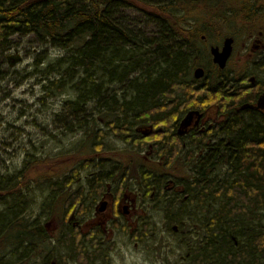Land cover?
Masks as SVG:
<instances>
[{
	"label": "trees",
	"instance_id": "obj_1",
	"mask_svg": "<svg viewBox=\"0 0 264 264\" xmlns=\"http://www.w3.org/2000/svg\"><path fill=\"white\" fill-rule=\"evenodd\" d=\"M260 2L0 0V53L9 48L14 34H33L64 50L60 62L67 65L68 78H77L76 99L69 103L77 126H88L84 105L96 100L112 132L138 151L153 149L157 167L139 170L134 181L139 197L149 203L160 201L169 214L177 198L170 196L165 185L182 183L181 199L191 206L186 217L194 220L185 226L182 219L180 227L181 232L188 231L184 234L187 264H264V115L236 108L253 99L247 89L258 91L259 86L250 84L243 67H230L232 60L225 69L210 63L203 45L210 38H221L223 26L232 27L238 20L252 28L261 26ZM197 66L205 68L201 85L191 74ZM116 84L122 86L120 96L105 89ZM206 100L221 106L224 113L217 125V139H173L177 133L170 129L179 126L181 115ZM89 129L93 140L101 138V130ZM99 144L91 141L93 148ZM147 158L148 154L139 157V165L149 162ZM96 160L84 161L95 166L87 195L82 189H64L50 210H63L57 241L82 264H95L102 255L96 239L104 231L86 233L68 217L75 211L84 217L90 205L85 202L87 196L95 200L109 181L125 178L124 191L128 188L125 182L132 179L129 158L126 162L101 156ZM175 166L182 169V177L170 172ZM41 168H45L43 162L32 171ZM43 175L47 177L46 173L26 178L21 174L13 185H0V252L6 248L25 251L14 264H30L40 247L44 250L45 243H50L43 225H30L18 212L19 184ZM52 175L48 176L50 183ZM77 178L74 168L64 174L62 182L69 186Z\"/></svg>",
	"mask_w": 264,
	"mask_h": 264
},
{
	"label": "rangeland",
	"instance_id": "obj_2",
	"mask_svg": "<svg viewBox=\"0 0 264 264\" xmlns=\"http://www.w3.org/2000/svg\"><path fill=\"white\" fill-rule=\"evenodd\" d=\"M244 23L238 20L232 27L223 26L222 37L210 38L203 44L204 48L208 50L211 45L221 46L223 39L231 36L234 38V58L229 66L234 65L236 69L242 67L240 62L248 59L244 51L249 35L257 33L260 28H252L248 23ZM8 47L0 53V185H13L21 174L26 178L28 175L46 173L47 177H32L18 186L22 199L18 202L19 214L25 215L30 225H43L51 238L50 243H45L44 250L40 245L36 252L37 258L34 257L30 264H82L57 241L63 210L58 208L54 213L50 210L51 206L56 205L64 189L68 192L82 189L87 195L88 180L90 174L95 171V166L93 162L87 164L84 161L96 157L98 162L100 156L115 158L121 162H126L129 158L133 164L130 176L132 179L125 182V185L133 198L136 197L134 181L139 170L147 167L155 169L157 166L152 159L149 162L144 160L145 164L139 165L141 163H138V158L147 155L148 150L138 151L112 132L106 125L107 120L103 118V111L97 109L96 100L84 105L88 126H77L69 107V103L76 99L74 84L77 78H68L67 65L60 62L65 54L64 50L52 47L33 34L12 35ZM262 56L255 54L252 60ZM207 60L211 63V56ZM243 71L264 81V70L257 69L253 64L247 67L245 63ZM121 87L116 84L106 86L105 89L120 96ZM196 103L201 106L216 105L207 100ZM184 116L185 114L181 115V119ZM89 126L101 130L102 132L98 133L101 138L95 137L93 140L94 135H89ZM137 127L142 129L144 126ZM91 141L100 144L93 148ZM102 148L103 152L100 153ZM42 162L44 169L36 171L38 173L32 171L34 166ZM179 167L175 166L174 170L170 171L175 173L176 177H182L183 174ZM74 168L78 170V178L67 186L62 182L63 176ZM51 173L53 183L48 180ZM124 181L125 178L120 182H109L112 192L117 185H124ZM176 198L175 207L169 214L164 213L160 201L149 203L147 199L141 198V202L140 199L138 201L136 216L138 221H134L133 216L129 215L127 222L120 216L107 224L106 231L96 239L103 253L97 257L95 264H187L184 234L188 231L181 232L180 227L182 219L185 226L194 220L186 217L191 206L183 203L181 198ZM99 200L100 198H97L93 205ZM85 202L91 203L88 196ZM93 212L92 209L89 214L84 217L77 216V219L85 220L93 216ZM1 251L0 264L17 263L25 255L24 250H18L16 253L15 250L6 248Z\"/></svg>",
	"mask_w": 264,
	"mask_h": 264
},
{
	"label": "flooded vegetation",
	"instance_id": "obj_3",
	"mask_svg": "<svg viewBox=\"0 0 264 264\" xmlns=\"http://www.w3.org/2000/svg\"><path fill=\"white\" fill-rule=\"evenodd\" d=\"M263 6L261 11L264 13V0H261L260 2ZM260 30L257 33H253L249 35V39L247 41V46L245 48V53L247 54L248 59L245 60L244 64L246 63L247 67L250 64L255 65V67L259 70H264V23L260 26ZM255 54L263 55L262 58H258L257 60L253 61L252 59L255 57ZM231 56H234V47L232 50ZM231 58V57H230ZM253 61V62H252ZM243 67V65H242ZM197 68V67H195ZM194 68V69H195ZM193 69V70H194ZM248 79L250 84H257L259 86V90L256 91V89H247V93H251L248 101H245L247 103H250L252 105H256L257 100L259 96L264 93V81L262 82L260 79L257 78V76L252 75L251 73H248ZM197 82H199V85H201L202 80L201 79H196ZM256 94V95H255ZM199 106L198 109L193 110L194 116L193 120L188 128H184L181 125V120L183 122L184 117L180 119L179 126L173 127L170 129V131H176L177 135L175 137H172L173 139L176 140H182L185 139L188 136H191L193 140L195 141L197 138H205L207 142H213L217 139V125L220 121L224 120V113H221L222 107L219 105H214V106H201L200 103L197 104ZM204 107V108H203ZM241 104L239 106H236V108L243 113H248L247 111H251L253 113H260L264 115V110L256 109L255 107L253 108H245L241 109ZM203 108V109H202ZM186 114V113H185ZM184 113L182 114V116ZM202 139V140H203ZM201 141V140H200ZM191 142H193L191 140ZM185 146V145H184ZM200 151V152H199ZM198 153H201L203 150H199ZM153 149L150 148L148 151V156L149 161L150 159L153 160V162L156 160V156L153 155ZM181 161V158H180ZM155 163V162H154ZM112 182V181H109ZM118 186V187H117ZM112 192V188L110 183H107V188L105 191L102 192L100 196L97 198H100L99 202L95 205V200L93 199L91 203H89V208L86 211L87 214H89L92 209L94 210L93 216L82 220V218L77 219V212L75 211L71 213L70 221L74 225V223L79 222L78 224H75L74 226L77 228H81L86 233H92V231H96L99 228L102 229V231H106V225L112 222L116 218L123 217L126 222L129 220V215L133 216L132 219L134 221L136 220V216L138 215V201H139V195L136 192V197L133 198L130 195L126 193V190L122 191V185H117ZM166 190L169 192L170 196L173 197H182V183H173L172 181L167 182ZM93 202V203H92ZM104 205V208L102 211H98V209L101 207V205ZM86 214V215H87ZM131 219V220H132ZM81 223L87 224V229L85 227L82 228ZM135 223V222H134Z\"/></svg>",
	"mask_w": 264,
	"mask_h": 264
},
{
	"label": "water",
	"instance_id": "obj_4",
	"mask_svg": "<svg viewBox=\"0 0 264 264\" xmlns=\"http://www.w3.org/2000/svg\"><path fill=\"white\" fill-rule=\"evenodd\" d=\"M232 43H233V38L231 37H227L224 39L223 41V45L221 47V49L218 46H212L210 48V53L212 55V60L214 63H216L220 68H224L226 65V62L228 60V58L231 55L232 52ZM204 74V70L201 67H198L194 70V77L195 78H201ZM255 107L256 109H264V93H262L258 100L256 105H252L249 103H244L243 105H241V109L244 108H253ZM193 114L189 113L182 122V126L183 127H187L191 120H192ZM104 208V205L102 204L101 207L98 209V211H102V209Z\"/></svg>",
	"mask_w": 264,
	"mask_h": 264
}]
</instances>
